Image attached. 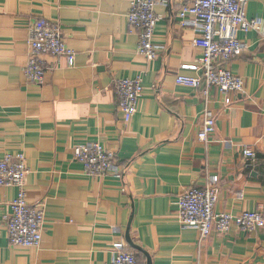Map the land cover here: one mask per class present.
<instances>
[{"label": "crops", "instance_id": "obj_1", "mask_svg": "<svg viewBox=\"0 0 264 264\" xmlns=\"http://www.w3.org/2000/svg\"><path fill=\"white\" fill-rule=\"evenodd\" d=\"M186 0L157 5V59L138 51L139 30L127 15L131 0H0V160L24 153L27 196L46 215L42 244H11L6 217L15 186H0V264H110L113 244L132 239L152 264H264V227H233L201 239L178 219L180 195L216 179L218 212L264 214V0H249L248 17L258 30L241 34L247 47L226 64L245 80L243 94L210 90L216 131L199 139L205 100L201 89L179 84L196 76L198 31L181 27L177 12ZM56 23L75 62L44 58L53 67L43 84L27 78L29 26ZM144 83L137 112L126 123L117 107V79ZM98 141L113 169L93 177L74 147ZM251 147L255 161L243 155ZM141 264H147L141 253Z\"/></svg>", "mask_w": 264, "mask_h": 264}, {"label": "built area", "instance_id": "obj_2", "mask_svg": "<svg viewBox=\"0 0 264 264\" xmlns=\"http://www.w3.org/2000/svg\"><path fill=\"white\" fill-rule=\"evenodd\" d=\"M249 0H186L177 12L181 27L192 26L198 31L194 44L200 50V57L193 69L196 76L178 75L179 84L201 89L205 100L203 125L198 133L200 140L208 142L216 131V114L210 108V90L216 88L224 97V103H232L231 94L245 92V80L226 66L247 47L241 34L261 28L262 22L247 15ZM169 7L171 0H131L127 15L132 29L139 30L138 51L153 61L158 58L163 44L156 37V27L160 16L155 7ZM29 58L24 66L28 79L43 84L48 70L45 56L64 58L67 65L75 62L76 52L64 39L60 27L47 19H39L29 26L27 39ZM144 83L138 78L124 77L116 81L117 107L124 121L129 123L137 112L138 101L143 94ZM76 158L83 164L86 173L93 177H103L109 173L120 177L113 169L112 155L98 141L74 147ZM242 153L255 161L257 153L245 146ZM29 168L24 153H7L0 160V186H15L16 198L11 202V214L6 217L10 242L16 246L39 247L42 244L46 215L40 204H32L27 196V175ZM219 196L217 180L204 186H194L185 190L179 199V222L195 228L200 238H208L213 232H228L237 227L252 232L264 227V214L258 210H244L239 213L218 212L216 203ZM113 259L110 264H140L135 251L124 242H116L112 247Z\"/></svg>", "mask_w": 264, "mask_h": 264}, {"label": "water", "instance_id": "obj_3", "mask_svg": "<svg viewBox=\"0 0 264 264\" xmlns=\"http://www.w3.org/2000/svg\"><path fill=\"white\" fill-rule=\"evenodd\" d=\"M126 241L128 242V244L133 250L143 253L146 256L147 264H152V258L149 255V253L146 250H144L140 245L135 243V241L132 239L130 235V227L128 228L127 233H126Z\"/></svg>", "mask_w": 264, "mask_h": 264}, {"label": "trees", "instance_id": "obj_4", "mask_svg": "<svg viewBox=\"0 0 264 264\" xmlns=\"http://www.w3.org/2000/svg\"><path fill=\"white\" fill-rule=\"evenodd\" d=\"M135 253H136V256H137V258H138L139 263L141 264L140 256H141L142 254H141L140 252H138V251H135Z\"/></svg>", "mask_w": 264, "mask_h": 264}]
</instances>
